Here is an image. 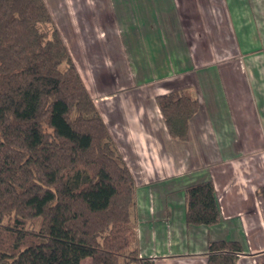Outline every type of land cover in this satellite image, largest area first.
<instances>
[{
    "label": "crops",
    "instance_id": "obj_1",
    "mask_svg": "<svg viewBox=\"0 0 264 264\" xmlns=\"http://www.w3.org/2000/svg\"><path fill=\"white\" fill-rule=\"evenodd\" d=\"M45 2L68 48L106 47L135 85L170 82L168 93L188 90L199 101L183 146L161 116L153 122L164 158L176 160L162 170L165 176L138 168L139 155L126 152L136 182L140 257L153 264H207L211 241H232L243 250L235 264L264 263V230L252 226L262 224L261 184L251 185L249 172L253 161L264 159L254 151L264 145V0ZM150 110L160 111L157 104ZM139 169L149 177L137 176ZM208 180L219 221L189 225L185 189Z\"/></svg>",
    "mask_w": 264,
    "mask_h": 264
},
{
    "label": "trees",
    "instance_id": "obj_2",
    "mask_svg": "<svg viewBox=\"0 0 264 264\" xmlns=\"http://www.w3.org/2000/svg\"><path fill=\"white\" fill-rule=\"evenodd\" d=\"M156 102L169 135L187 141L198 99L176 90ZM185 193L189 225L218 223L211 180ZM135 217L134 176L45 0H0V264H153ZM242 251L211 241L207 264Z\"/></svg>",
    "mask_w": 264,
    "mask_h": 264
},
{
    "label": "rangeland",
    "instance_id": "obj_3",
    "mask_svg": "<svg viewBox=\"0 0 264 264\" xmlns=\"http://www.w3.org/2000/svg\"><path fill=\"white\" fill-rule=\"evenodd\" d=\"M99 34L103 35L102 32ZM68 49L86 88L102 113L104 121L109 124V130L111 129L118 141L117 143L115 140L126 162L131 165L125 156L126 152L131 149L139 155L137 158L139 162H136L138 168H143L149 174L156 169L160 173L159 178L165 176L162 174V170L171 168L176 160L164 158L163 146L157 140V136L153 134L154 127H156L153 122L160 116L164 121V117L160 111L152 113L150 108L157 104V97L165 95V93L168 94L166 90L167 87L171 88L170 82L161 81L138 86L120 69L110 49L92 46L91 43L86 47L74 46ZM146 60L152 67L153 58L147 56ZM149 120L153 121L149 122ZM119 121L125 122L119 123ZM145 122L148 126L145 125ZM184 142L186 141H179L178 145L183 146ZM246 148L247 151L251 150L250 145ZM254 148L256 154L264 155V145ZM183 162L180 161L181 165ZM253 162L255 164L254 171L249 170V172L251 180L254 182L250 184L253 186L256 183L261 184L256 189V194L259 198L257 203L262 213L260 218L262 224L260 226L258 223H253L252 226L254 231L261 232L264 230V199L258 194V191L264 187V159L260 158ZM147 172L139 169L136 173L140 178L146 179L149 177ZM82 264H88V261L86 260Z\"/></svg>",
    "mask_w": 264,
    "mask_h": 264
}]
</instances>
